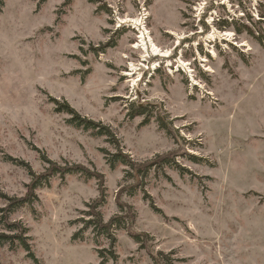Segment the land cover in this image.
<instances>
[{
  "label": "rangeland",
  "instance_id": "rangeland-1",
  "mask_svg": "<svg viewBox=\"0 0 264 264\" xmlns=\"http://www.w3.org/2000/svg\"><path fill=\"white\" fill-rule=\"evenodd\" d=\"M143 12L173 54L130 72L144 53L125 20ZM119 152L169 159L134 174ZM46 159L94 176L38 180L14 206ZM123 188L134 230L172 264H264V0H0V234L8 215L31 247L0 245V264H155L123 226L111 247L87 224L102 189L104 222L121 214Z\"/></svg>",
  "mask_w": 264,
  "mask_h": 264
},
{
  "label": "trees",
  "instance_id": "trees-1",
  "mask_svg": "<svg viewBox=\"0 0 264 264\" xmlns=\"http://www.w3.org/2000/svg\"><path fill=\"white\" fill-rule=\"evenodd\" d=\"M61 108V109H60ZM63 108V109H62ZM59 112H66L69 115L72 116L71 123H74L77 125V127H82L85 130H95L99 127V124H96L95 122L84 119L78 115V113L72 109L68 104L61 105L59 107ZM135 114L142 115L145 112V109L143 107H140L138 109H135ZM105 130V129H102ZM108 134H111L108 131ZM159 158V159H158ZM157 162L158 164H161L162 162H165L169 158L167 157H158ZM111 162H114L115 160H121L123 163L127 164L131 170L134 172V174L138 173H144V175L147 173V170L153 166V164H157L156 160L152 163L146 164H137L133 162L127 155L123 154L122 152L117 153L116 155L111 156ZM47 164L49 165L46 169V172L42 174L40 177L34 176L35 179H33V185L31 186L30 196L23 198L21 200L13 201L16 205L14 206H20L23 204H26L30 202V197L34 195L33 190L36 188L40 182L38 180H45L48 181L50 178L54 177L55 175H60L61 177H64L68 174H82L87 177L94 176L93 173L81 166V165H66L65 167H60L56 163L45 160ZM133 175V174H132ZM99 176V175H98ZM101 177V176H100ZM126 192V189H121L117 196V205L121 211V214L114 216L110 221L107 223L104 222V219L102 217V214L100 212V207L105 202V190H101L100 198L92 201L90 204H88V216L91 218L89 221H87V224L94 228L95 231H99L103 234H106L111 239V247L114 246L115 239L113 236H111V231L113 228H121L122 226L125 228V231L128 233V235L138 244L141 245V248L147 250L150 252L152 260L155 262V264H172L169 262L168 256H166L164 253H155L153 250H151L149 243V238L147 235L137 233L134 230V225L136 222V213L132 206L122 203L121 202V196L123 193ZM3 223L6 226V228L13 232L11 234H0V245L3 244H13L16 241L21 242V244L24 246L27 252H31V247L28 244L26 237V229L22 227L19 223L16 222H10L8 215L3 216ZM31 256V253H30ZM104 264V263H102Z\"/></svg>",
  "mask_w": 264,
  "mask_h": 264
},
{
  "label": "bare ground",
  "instance_id": "bare-ground-1",
  "mask_svg": "<svg viewBox=\"0 0 264 264\" xmlns=\"http://www.w3.org/2000/svg\"><path fill=\"white\" fill-rule=\"evenodd\" d=\"M146 12V11H144ZM140 14L137 18H127L125 20V23H132L136 28H138L139 32H140V43L139 45L136 47V49H141L142 52L144 53L143 58L140 62V65L136 66L134 64H131V70L130 72H135L136 70H138L141 67H144V65L142 63H145L150 57H163V58H170L173 54V49H169V50H163L161 49L152 39V36L149 32V30L146 27L145 24V20H146V14L145 13ZM217 36H220V38L222 39H226V38H230L232 36V34L229 32L225 33L224 35L222 34H216V32H212L209 34L207 39H211V40H215L217 38ZM182 38V37H181ZM212 55L216 56V53L214 51H212ZM207 59H203V62H206ZM178 70L179 69H184L185 72L190 73L191 75V80L193 82L194 86L199 85V82L193 77L192 75V70L189 67L190 65H188L186 62L182 61L181 58L178 59ZM207 72H212V69L209 67H207ZM134 73H128V75H131ZM134 85L137 84V81H133Z\"/></svg>",
  "mask_w": 264,
  "mask_h": 264
}]
</instances>
